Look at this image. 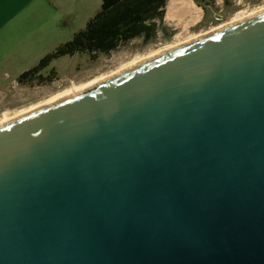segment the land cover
Instances as JSON below:
<instances>
[{
	"label": "water",
	"instance_id": "obj_1",
	"mask_svg": "<svg viewBox=\"0 0 264 264\" xmlns=\"http://www.w3.org/2000/svg\"><path fill=\"white\" fill-rule=\"evenodd\" d=\"M0 264H264V11L1 124Z\"/></svg>",
	"mask_w": 264,
	"mask_h": 264
},
{
	"label": "rangeland",
	"instance_id": "obj_2",
	"mask_svg": "<svg viewBox=\"0 0 264 264\" xmlns=\"http://www.w3.org/2000/svg\"><path fill=\"white\" fill-rule=\"evenodd\" d=\"M88 1L92 6L94 5L93 7L100 9L102 0ZM191 1L194 6L202 9L203 15L201 20L190 26L187 32L166 22L163 14L162 19L154 21L156 31L149 40L144 39L143 36H137L120 43L109 52L97 53L94 57L88 52H75L53 59L50 65L40 73L42 76H47L52 74L50 70L53 69L55 74H53L54 80L51 82H44L41 85L36 84L35 81L20 82L17 80L22 73L20 66L0 65V121L5 117L16 116L34 106H40L103 76H109L126 67L127 64L131 65L135 62L134 60L137 61L153 53L164 51L166 48L170 49L180 42L199 38L204 34L211 33L215 27H223L237 16L264 8V0ZM76 13H79L76 18L65 20L67 24L65 22L66 26L61 30L62 37L59 38L61 41L71 39L74 33L85 27L86 24L82 22L84 9L80 8L76 10ZM87 13L88 9H85V15ZM63 23L55 22L54 27L60 28ZM57 46L52 47L49 53ZM3 55L2 53L0 59L4 58ZM21 59L25 58L21 57Z\"/></svg>",
	"mask_w": 264,
	"mask_h": 264
},
{
	"label": "crops",
	"instance_id": "obj_3",
	"mask_svg": "<svg viewBox=\"0 0 264 264\" xmlns=\"http://www.w3.org/2000/svg\"><path fill=\"white\" fill-rule=\"evenodd\" d=\"M88 2V0H0V56L4 54V58L0 59V65H17L21 67V72L35 66L52 47L66 42L59 39L62 37L61 30L66 26L65 20L76 18L79 14L76 10L84 9L82 22L85 24L95 15L98 9ZM85 9H88L86 15ZM55 22L64 23L59 28L54 27Z\"/></svg>",
	"mask_w": 264,
	"mask_h": 264
},
{
	"label": "trees",
	"instance_id": "obj_4",
	"mask_svg": "<svg viewBox=\"0 0 264 264\" xmlns=\"http://www.w3.org/2000/svg\"><path fill=\"white\" fill-rule=\"evenodd\" d=\"M167 0H102L100 9L89 19L84 28L73 37L58 45L42 57L32 68L22 72L17 80L43 84L54 80L52 74L42 76L53 59L75 52H88L92 57L97 53L109 52L120 43L134 37L151 39L156 31L155 20L162 19ZM198 1V0H195Z\"/></svg>",
	"mask_w": 264,
	"mask_h": 264
},
{
	"label": "bare ground",
	"instance_id": "obj_5",
	"mask_svg": "<svg viewBox=\"0 0 264 264\" xmlns=\"http://www.w3.org/2000/svg\"><path fill=\"white\" fill-rule=\"evenodd\" d=\"M264 11V8L258 10V11H252L250 12L249 14H245V15H240V16H237L234 20H232L231 22H229L228 24H225L223 26H226V25H229V24H232V23H236L242 19H245V18H249L259 12H262ZM202 15H203V11L202 9H200L199 7L197 6H194L192 4V1L191 0H168L166 5H165V12H164V20L168 23H171L173 25H175L176 27H179L183 32H187V30L190 28V26H193L194 24H196L197 22H199L202 18ZM222 27H218L215 29H213L211 32L213 31H216V30H219L221 29ZM209 34V33H208ZM207 35V34H206ZM205 34L203 36H206ZM202 37V36H201ZM194 40L193 39H190V40H186L184 42H180L178 44H176L174 47L176 46H179V45H182V44H185V43H188L190 41ZM174 47H171L170 49L174 48ZM169 48H166V50H168ZM165 51V50H164ZM161 52L163 51H159V52H156V53H153L147 57H144V58H141L139 60H134L135 62H133L131 65H128L120 70H117L116 72L112 73L111 75L109 76H103L102 78H99V79H96L95 81L91 82V83H88V84H85V86H82V87H79V88H76L74 90H71L69 92H66L65 94H62L61 96H58L57 98H53L52 100L50 101H47L46 103L40 105V106H34L32 107L31 109H28L16 116H13V117H5L4 119H2L0 121V125L1 124H4L6 122H9L11 120H14L20 116H23L29 112H32L36 109H39L41 107H44V106H47V105H50V104H54L55 102H58L60 100H63L65 98H68V97H71V96H74L78 93H81L89 88H92L94 86H96L97 84H99L100 82H103L105 79H107L108 77H111V76H114V75H117L119 74L120 72L126 70V69H129L133 66H135L136 64L140 63V62H143L144 60H147V59H150V58H153L155 56H158ZM139 58V57H138ZM136 59V58H135Z\"/></svg>",
	"mask_w": 264,
	"mask_h": 264
}]
</instances>
